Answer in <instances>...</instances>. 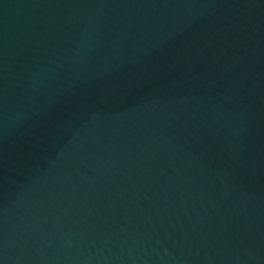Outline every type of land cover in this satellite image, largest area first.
Segmentation results:
<instances>
[{"label":"water","instance_id":"95a60500","mask_svg":"<svg viewBox=\"0 0 264 264\" xmlns=\"http://www.w3.org/2000/svg\"><path fill=\"white\" fill-rule=\"evenodd\" d=\"M0 264H264V0H0Z\"/></svg>","mask_w":264,"mask_h":264}]
</instances>
